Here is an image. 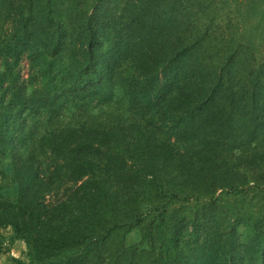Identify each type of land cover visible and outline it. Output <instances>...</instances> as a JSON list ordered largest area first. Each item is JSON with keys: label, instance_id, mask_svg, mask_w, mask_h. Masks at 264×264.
I'll return each mask as SVG.
<instances>
[{"label": "trees", "instance_id": "trees-1", "mask_svg": "<svg viewBox=\"0 0 264 264\" xmlns=\"http://www.w3.org/2000/svg\"><path fill=\"white\" fill-rule=\"evenodd\" d=\"M0 173L6 264H264V0H0Z\"/></svg>", "mask_w": 264, "mask_h": 264}, {"label": "rangeland", "instance_id": "rangeland-1", "mask_svg": "<svg viewBox=\"0 0 264 264\" xmlns=\"http://www.w3.org/2000/svg\"><path fill=\"white\" fill-rule=\"evenodd\" d=\"M237 9H223L220 11L218 14L219 19L222 23H225L228 18L226 16L232 15L231 18L234 20V17L236 16L237 18L235 20H240L241 23H248L249 20L253 19L250 23H254V19L259 20V18L255 15L254 17L247 15H236ZM230 26V25H229ZM21 75L23 79H27L29 77V63L26 59L23 60L21 67ZM0 182H3V176L0 173ZM50 201L51 199H54L55 201L57 198L55 197H49ZM12 230L11 228H8L4 231V235L6 237V246H5V251L0 254V264H6V263H11L13 258H26L27 254V247L26 244L23 241H16L14 244H11V237H12ZM137 237V236H135Z\"/></svg>", "mask_w": 264, "mask_h": 264}]
</instances>
